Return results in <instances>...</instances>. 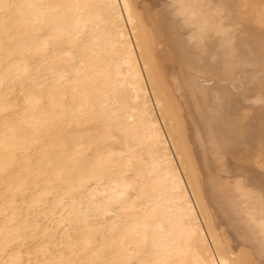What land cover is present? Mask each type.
I'll use <instances>...</instances> for the list:
<instances>
[{
	"label": "bare ground",
	"instance_id": "obj_1",
	"mask_svg": "<svg viewBox=\"0 0 264 264\" xmlns=\"http://www.w3.org/2000/svg\"><path fill=\"white\" fill-rule=\"evenodd\" d=\"M0 264H264V0H0Z\"/></svg>",
	"mask_w": 264,
	"mask_h": 264
},
{
	"label": "rangeland",
	"instance_id": "obj_2",
	"mask_svg": "<svg viewBox=\"0 0 264 264\" xmlns=\"http://www.w3.org/2000/svg\"><path fill=\"white\" fill-rule=\"evenodd\" d=\"M118 5H119V2H118ZM120 9H121V6H120ZM143 71V70H142ZM149 89V88H148ZM150 90V89H149ZM150 95V97H151V99H152V97H153V95H152V92H150V91H148V96ZM151 102L152 103H154V101H153V99L151 100ZM154 106V107H153ZM152 107L153 108H155L154 110L156 111V107H155V103H154V105L152 104ZM156 113H157V111H156ZM189 194H190V192H189ZM201 217L199 216V220H200V223L203 225V220L202 219H200Z\"/></svg>",
	"mask_w": 264,
	"mask_h": 264
}]
</instances>
